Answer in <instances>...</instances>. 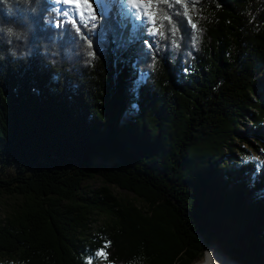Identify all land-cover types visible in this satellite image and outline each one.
<instances>
[{"label": "trees", "instance_id": "trees-1", "mask_svg": "<svg viewBox=\"0 0 264 264\" xmlns=\"http://www.w3.org/2000/svg\"><path fill=\"white\" fill-rule=\"evenodd\" d=\"M169 3L150 5L158 42L139 23L118 48L115 10L77 31L52 0H0V199L17 200L0 264H201L214 246L264 264V161L245 162L264 154V0ZM170 29L194 31L184 57Z\"/></svg>", "mask_w": 264, "mask_h": 264}, {"label": "snow or ice", "instance_id": "snow-or-ice-1", "mask_svg": "<svg viewBox=\"0 0 264 264\" xmlns=\"http://www.w3.org/2000/svg\"><path fill=\"white\" fill-rule=\"evenodd\" d=\"M64 4H72L76 7V15L79 18V21L83 23L85 27H87L90 21H96L97 23H93L92 28L97 27L99 20L104 17L106 12L116 11L117 21L114 25L111 41L116 44L118 48L124 47L127 44L131 43L135 38V32L139 24H137V20L141 23L148 22L152 26L151 35L155 36L158 33L155 29L158 27L157 20L152 19L148 20L150 13V5L153 3V0H146L143 4V7L136 4V0H62ZM160 3L167 4L171 7L169 0H159ZM176 4H181L182 0H175ZM128 5H133V7H128ZM86 6V7H85ZM187 8V6H185ZM89 9L91 11H89ZM185 16H188L187 10L185 11ZM64 16H69V13L65 11L63 13ZM124 17L125 20H129L132 26L133 34L131 36L125 35V29L127 28V24H122L119 21V17ZM165 19H171L169 16L165 15ZM71 23L76 24L77 21L75 19L71 20ZM188 23L191 24L193 29L197 28L196 22H194L191 17L188 18ZM77 31H79V26L77 27ZM104 39L107 40L108 37L104 36ZM91 43H89V47H91ZM92 53H90L91 55ZM106 247V246H105ZM100 256H106V252L104 250L99 251ZM91 264V262H89Z\"/></svg>", "mask_w": 264, "mask_h": 264}, {"label": "rangeland", "instance_id": "rangeland-1", "mask_svg": "<svg viewBox=\"0 0 264 264\" xmlns=\"http://www.w3.org/2000/svg\"><path fill=\"white\" fill-rule=\"evenodd\" d=\"M145 2H146V0H136V4L140 5L141 7H143V4ZM52 3L54 4L55 9H56L57 12H58V9H61L63 11V13L65 11H67L69 13V16H64L62 18V21H66L67 24H68L69 21L75 19L77 21V23L73 24L70 27L74 28V25L79 26V18L76 15V7H75V5L64 4L62 2V0H52ZM128 7H133V5H128ZM89 11H91V10L89 9ZM107 13H109V12L105 13L104 18L107 15ZM152 19H153V17H151V16L148 17L149 21L152 20ZM126 21H128V20H125V18H124V22H122V24H125ZM139 23H141V22L139 20H137V24H139ZM142 24H143V28L148 27L150 31L153 30L150 23L145 22V23H142ZM155 30L158 31V33H159V30H157V29H155ZM169 32L173 35V40H172V44L167 46L168 47V51L169 52L173 51L174 48H175L176 53H180L181 56L184 57L186 55V53H188V51H189L188 46H189V44L191 43V41L193 39L194 31L193 30L187 31L186 32L187 35H182V33H180L178 30L174 31V30L170 29ZM165 34L166 33H164L163 35H165ZM160 36H162V35L161 34H157V35L154 36V38H155V40H157V42H158V38H160ZM178 39L180 40L181 44H179ZM135 71H136V73L138 75V71L137 70H135ZM249 160H252V161L257 162V163L260 164V163H262L264 161V154L263 153H251L249 156L245 157V162H247ZM112 165H113L112 163L104 162L102 160H98L96 162V166H99V167H111ZM103 185H104V183H103V181L100 178L89 183V186L92 188V190H96V189L102 187ZM112 189L121 198L130 199V200L134 199L133 194H130V193L126 192V191H123V190H121L119 188H115V187H112ZM16 203H17V200L14 199V198H9V197L1 198L0 199V218L2 219V218L5 217V215H8L10 210H11V207L14 206ZM138 203L140 204V202H138ZM96 219H97L98 223H96L95 226H99L100 224H103V223H105L108 220V218L106 216H104V215L96 216ZM215 256L218 257L216 254H215ZM98 264H106V263L105 262H99Z\"/></svg>", "mask_w": 264, "mask_h": 264}, {"label": "bare ground", "instance_id": "bare-ground-1", "mask_svg": "<svg viewBox=\"0 0 264 264\" xmlns=\"http://www.w3.org/2000/svg\"><path fill=\"white\" fill-rule=\"evenodd\" d=\"M208 249H211L212 251H215L216 255L219 257H216L214 254H212L211 252L207 253L205 260L201 263V264H228L227 260L220 254L218 248H214V247H209ZM219 252V253H218ZM223 258L225 260V262L223 261Z\"/></svg>", "mask_w": 264, "mask_h": 264}, {"label": "water", "instance_id": "water-1", "mask_svg": "<svg viewBox=\"0 0 264 264\" xmlns=\"http://www.w3.org/2000/svg\"><path fill=\"white\" fill-rule=\"evenodd\" d=\"M214 248H217V247L214 246ZM219 252L227 260L228 264H239L237 262L232 261L230 258H228L221 250H219Z\"/></svg>", "mask_w": 264, "mask_h": 264}, {"label": "clouds", "instance_id": "clouds-1", "mask_svg": "<svg viewBox=\"0 0 264 264\" xmlns=\"http://www.w3.org/2000/svg\"><path fill=\"white\" fill-rule=\"evenodd\" d=\"M9 34L12 35V34H15L14 30L12 28L9 29Z\"/></svg>", "mask_w": 264, "mask_h": 264}]
</instances>
